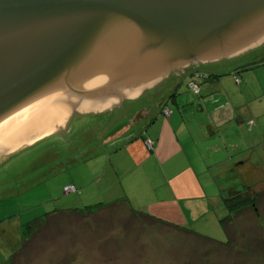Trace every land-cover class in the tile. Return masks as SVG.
I'll return each mask as SVG.
<instances>
[{
  "label": "rangeland",
  "instance_id": "374dc122",
  "mask_svg": "<svg viewBox=\"0 0 264 264\" xmlns=\"http://www.w3.org/2000/svg\"><path fill=\"white\" fill-rule=\"evenodd\" d=\"M263 59L264 46L231 60L212 63L195 61L188 68L176 70L155 91L163 98L170 86H176L182 80L178 74L196 68L193 66L196 64L211 76V80L199 81V96L191 92L187 82H183L179 87L178 102L164 104L169 103L168 109L188 123L187 130L192 131L195 137L194 143L188 138L187 151L194 167L200 172L196 176L201 177L203 187H197L194 178L188 179L190 186L186 192L191 196L183 200V205L186 202L185 208L191 217L203 221L209 207L213 212L209 213V218L213 214L215 218L228 215L219 185L227 196L235 184L243 189V185L237 182L241 180L236 177V171L241 179L246 164L239 166L238 163L248 159L253 151H256V161L264 151V147L260 146L264 141V64L260 63ZM237 68L241 70L234 74ZM153 92L133 100L127 99L120 106L98 115L77 114L70 123L66 138L51 137L1 165L0 223L11 220L19 223V218L24 223L56 209V203L50 207L45 204L50 199L49 186L55 191L64 180L71 181L77 176L97 172V161L107 159L108 146L115 142H108L109 139L129 125L145 106L153 104L150 103ZM241 93H244V98ZM215 97L226 106L220 113L212 111ZM204 99L209 103H203ZM200 106L205 107L202 110ZM127 108L132 110L129 116L123 114ZM160 109L156 105L152 112ZM250 115H256L257 120L245 121ZM148 119L144 118L132 127L131 133L141 135L143 130L146 131ZM229 119L227 126L225 122ZM251 121L257 123L254 129H250ZM200 124L203 133L200 132ZM231 125L235 126V132L226 133ZM209 128L215 132L213 137H210ZM204 142L206 148L203 147ZM200 148L202 152L198 154L196 150ZM210 149L214 150L211 152ZM55 177L59 180L53 179ZM248 184L258 190L257 211L244 207L238 216L232 215V234L236 240L233 247L211 244L184 230L152 224L138 217L127 206L119 205L92 210L85 215L46 214V222H36V226L46 225L47 220L48 225L40 228L34 225L26 235L13 228L15 232L8 231V243L4 244V239L0 242V262L11 253L18 252L13 259L15 264H264V244L262 248L261 243L253 241L264 237V171L259 177L252 175ZM196 189L204 190V195ZM32 195L35 198L30 197ZM33 206L41 209L29 214ZM257 221L262 227H257ZM188 227L192 229V224L189 223ZM8 228L0 226V234ZM203 236L222 243L227 241L224 233L221 238ZM10 264L14 263L11 261Z\"/></svg>",
  "mask_w": 264,
  "mask_h": 264
},
{
  "label": "water",
  "instance_id": "95a60500",
  "mask_svg": "<svg viewBox=\"0 0 264 264\" xmlns=\"http://www.w3.org/2000/svg\"><path fill=\"white\" fill-rule=\"evenodd\" d=\"M262 46L264 0H0V166L66 138L77 114Z\"/></svg>",
  "mask_w": 264,
  "mask_h": 264
},
{
  "label": "crops",
  "instance_id": "0c3cea01",
  "mask_svg": "<svg viewBox=\"0 0 264 264\" xmlns=\"http://www.w3.org/2000/svg\"><path fill=\"white\" fill-rule=\"evenodd\" d=\"M244 96V93H241V97L244 98ZM216 100H218L219 103L216 101L212 111L214 113H220L221 110L226 109V106L225 104L222 105L219 99ZM246 104L247 101L244 103V106H246ZM168 105L169 103L162 106L157 112H148L146 118L149 119L145 123V128H147V130H143L141 135L134 134L132 137L119 139L117 142L115 141L112 145H109L107 150L109 156H107V159L100 158L97 161L99 164V170L97 172L77 176V179L71 181L64 180L60 188H57V190L55 189V191L49 186L50 199L49 202L45 204L50 207L56 203L58 204L56 209L34 216L24 223H22L23 220H20V218L19 223H16V220L15 222L13 220L4 222L5 224L0 223V226L5 225L10 227L7 230L3 229L1 231L0 242L4 239V244L8 243L10 237L9 232H15L13 228H16L19 234L26 235L34 225L35 228L47 226L48 220L46 225L41 226H36V222H46L44 216L48 214L49 216L69 213L85 215L92 210L119 205L127 206L134 214H137L138 217L142 219L145 218L152 224H158L173 230H180L179 228L191 229L188 227L190 223L192 224V230L202 236L206 235L221 238L222 233H224L228 241L229 237L221 224L220 218L222 217L217 216V218H215L213 214V217L209 218V213H213L211 207H209L208 212L206 210L205 219L201 221V218L191 217L187 213V208H185L186 202L183 205V200L191 196L186 192L188 185L190 186L188 179L194 178L197 187H203V185L200 179L201 177H197L200 172L194 167L190 159V154L187 151V140L190 139V142L194 143L195 137L192 135V131L187 130L189 129L188 123L177 116L175 111H172V114L168 117L164 114V109L168 108ZM123 111V114L128 116L130 111L132 113L130 108ZM248 118L249 119L245 121L257 120L258 117L256 115H250ZM229 121L230 119L225 122L227 126L230 124ZM256 124L251 121L249 124L250 129H254ZM199 129L200 132L203 133L202 124H200ZM235 129V126L231 125L226 129V133H234ZM209 131L210 137H213L215 132L212 128H209ZM147 139H151L155 142L152 150L146 145ZM183 139H185V141ZM203 144H205V142ZM260 146L264 147V141ZM203 147L206 148V144ZM213 150L214 149H210L211 152ZM196 152L198 154L202 152L201 148L199 150L197 149ZM255 153L256 151H253L248 159L238 163L239 166L246 164L245 168L242 169L245 172L242 171L241 179L239 178L240 174L236 171V177L238 180H241L237 181L239 185L245 184L247 187L249 186L247 190L253 195H256L258 190H255V187H253V189L248 184V180L252 175L253 177H259L260 173L264 171V151L260 159L256 161L254 160ZM183 161L184 164H182ZM246 173L248 174L247 176H245ZM50 178L52 179V175ZM53 179H57V177ZM70 185L75 186L78 192L65 193L64 188ZM219 188L222 197V186L219 185ZM238 188L240 193L244 192L240 187ZM196 190H198L202 196L204 195V190ZM30 197L35 198V195ZM40 209L33 206L29 214L37 212ZM227 213L229 215L228 210ZM256 223L257 227H262L260 221ZM27 226H29L28 229L26 228ZM253 241L261 243L263 248L264 237ZM16 253L17 252L11 253L10 256L4 257L0 264H10L13 259L12 256Z\"/></svg>",
  "mask_w": 264,
  "mask_h": 264
},
{
  "label": "trees",
  "instance_id": "16d2710c",
  "mask_svg": "<svg viewBox=\"0 0 264 264\" xmlns=\"http://www.w3.org/2000/svg\"><path fill=\"white\" fill-rule=\"evenodd\" d=\"M260 63L264 64V59L262 61H260ZM193 66L196 67V68L192 69L191 72L188 73L187 77L193 78V76H195L198 73L209 76V74H206V72H204L201 69L200 65H199V67L196 66V65H193ZM240 70H241L240 68L239 69L237 68L233 73L234 74H238L240 72ZM210 79H211V76H209V78L207 80H210ZM187 82L189 83V80ZM174 96L176 97L177 93ZM242 188H243L242 191H244V192L239 193L237 195H229V196H227L224 193H222V195H223L222 198H223L225 206H226V208H227V210L229 212V215L227 217L221 219L222 227H223L224 231L226 232V234L229 237L228 241L226 243L222 244V243H220L218 241H215V240H213V239H211L209 237L202 236V235L194 232V230H192V229H183V228H179V229L180 230L181 229L186 230L187 233H190L191 235H194V236H196L198 238H201L204 241L209 242L211 244L220 245V246H226V247H233V245H234L236 240L233 238V234H232V226L234 224V221H233V217L234 216L232 217V215L233 214H237L238 215L239 213H241V211H242L241 209H243L244 207H247V208H250L251 210L253 209V210L257 211L256 210V206H257L256 195H253L250 191H248L247 189H249V187H247L245 184H243ZM222 192H223V190H222ZM28 228H29V226H28ZM17 253L12 256L13 259L16 258ZM13 259H12V262L15 264V261Z\"/></svg>",
  "mask_w": 264,
  "mask_h": 264
},
{
  "label": "flooded vegetation",
  "instance_id": "af4514ba",
  "mask_svg": "<svg viewBox=\"0 0 264 264\" xmlns=\"http://www.w3.org/2000/svg\"><path fill=\"white\" fill-rule=\"evenodd\" d=\"M196 66H198L199 67V64L197 65L196 64ZM200 67H201V65H200ZM192 70V69H191ZM191 70H188V71H186L184 74H182V73H179L178 75L180 76H182V80H179L178 82H177V85L176 86H170L169 88H168V90L166 91V93H165V95H164V97L163 98H160V96H158V94H156L155 93V91L158 89V88H160V87H162L165 83H163V84H158L155 88H153L152 90H148L147 92H145L144 94H143V96L144 95H146V94H148V93H150V92H152V91H154L153 93H152V95L150 96V103H153V104H151V106H148V107H146L145 106V108L147 109V111L149 112V111H152V109L153 108H155L156 107V105H159V107H162L166 102H168V101H174L175 103H177L178 102V99H177V97H178V95H179V87H180V85L183 83V82H187L188 80H190V78L189 77H187L186 79L187 80H185V76L186 75H188V73H190L191 72ZM175 76H177V75H173L172 77H175ZM207 76V78H206V80L209 78V76L208 75H206ZM171 80V79H170ZM170 80H168V81H170ZM167 81V82H168ZM164 82V81H163ZM166 82V83H167ZM162 83V82H161ZM187 84H188V82H187ZM177 93V96L175 97L174 95ZM142 96V97H143ZM199 96V95H198ZM212 96H214V95H212ZM208 99V98H207ZM207 99H204L203 100V103H206V104H208L209 102L207 101ZM217 98L215 97V100H214V103H213V105H215V103H216V101H218V100H216ZM187 102H188V100H187ZM189 102H193L192 100H190L189 99ZM218 103H219V101H218ZM212 106V105H211ZM217 106L219 107V105L217 104ZM152 107V108H151ZM205 106H200V109H203ZM147 112L145 111L144 113H143V117L144 118H146V115L148 114H146ZM135 115V114H134ZM133 115V116H134ZM132 116V117H133ZM140 123V122H139ZM130 125V124H129ZM129 125H126L125 127H124V129H122L121 131H119L118 133H122V132H124V131H126V133H124V135H122V137H120V139H124V138H129V137H132V136H134V134L133 133H131V131H132V128L129 126ZM129 127H130V129H129ZM129 129V130H128ZM128 130V131H127ZM117 133V134H118ZM117 134H115V135H117ZM114 135V136H115ZM117 142V141H116ZM238 176V175H237ZM231 193H230V195H237V194H239L240 193V190H239V188L236 186V184H235V187H233V188H231Z\"/></svg>",
  "mask_w": 264,
  "mask_h": 264
},
{
  "label": "built area",
  "instance_id": "2783aa9c",
  "mask_svg": "<svg viewBox=\"0 0 264 264\" xmlns=\"http://www.w3.org/2000/svg\"><path fill=\"white\" fill-rule=\"evenodd\" d=\"M207 76L204 75V74H196L195 76H193V78H190L189 80V89L191 90L192 93H194L195 95H200L201 94V87H200V84H199V81L200 80H204L206 79ZM236 79V82H240L239 78H235ZM164 114L168 117L172 114V110H169L168 108H165L164 109ZM154 144L155 142L151 139H147V142H146V145L149 149H153L154 147ZM64 192L69 194V193H77L78 192V189L73 186V185H70V186H67L65 187L64 189Z\"/></svg>",
  "mask_w": 264,
  "mask_h": 264
},
{
  "label": "clouds",
  "instance_id": "9594fccd",
  "mask_svg": "<svg viewBox=\"0 0 264 264\" xmlns=\"http://www.w3.org/2000/svg\"><path fill=\"white\" fill-rule=\"evenodd\" d=\"M188 88H189V83H188ZM65 189V188H64Z\"/></svg>",
  "mask_w": 264,
  "mask_h": 264
}]
</instances>
